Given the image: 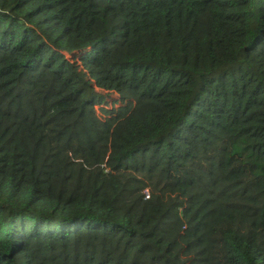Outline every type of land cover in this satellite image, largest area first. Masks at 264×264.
Instances as JSON below:
<instances>
[{
  "label": "trees",
  "instance_id": "trees-1",
  "mask_svg": "<svg viewBox=\"0 0 264 264\" xmlns=\"http://www.w3.org/2000/svg\"><path fill=\"white\" fill-rule=\"evenodd\" d=\"M0 264H264V0H0Z\"/></svg>",
  "mask_w": 264,
  "mask_h": 264
},
{
  "label": "rangeland",
  "instance_id": "rangeland-1",
  "mask_svg": "<svg viewBox=\"0 0 264 264\" xmlns=\"http://www.w3.org/2000/svg\"><path fill=\"white\" fill-rule=\"evenodd\" d=\"M65 55H67V58L70 59L71 55H68L65 53ZM106 100H105V106H96V114L98 117H103L104 113L102 112V109L104 110H111L112 108H119V106H121L120 104V100L119 97L116 94L113 93H107L106 94ZM118 100V101H117Z\"/></svg>",
  "mask_w": 264,
  "mask_h": 264
},
{
  "label": "built area",
  "instance_id": "built-area-1",
  "mask_svg": "<svg viewBox=\"0 0 264 264\" xmlns=\"http://www.w3.org/2000/svg\"><path fill=\"white\" fill-rule=\"evenodd\" d=\"M144 195H145V199H149V198H150V193H149L148 191H146V192L144 193Z\"/></svg>",
  "mask_w": 264,
  "mask_h": 264
}]
</instances>
